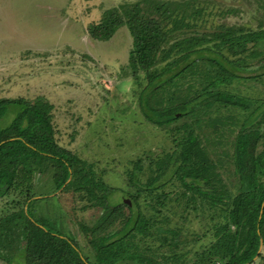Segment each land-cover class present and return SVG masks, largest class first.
<instances>
[{
    "label": "trees",
    "instance_id": "trees-1",
    "mask_svg": "<svg viewBox=\"0 0 264 264\" xmlns=\"http://www.w3.org/2000/svg\"><path fill=\"white\" fill-rule=\"evenodd\" d=\"M205 16L195 0H139L106 10L87 30L91 39L108 41L128 29V67L142 86L141 111L168 130L174 145L133 163L126 181L130 203L108 205L114 189L57 144L53 104L41 96L0 99V119L10 107L17 117L0 128V196H16L14 209L0 216L2 261L264 264V98L253 101L232 89L262 76L243 73L264 59V29L209 28ZM185 117L190 122L170 129ZM226 125L236 132L230 142ZM226 144L233 151L218 152ZM220 154L233 165L226 181ZM49 171L56 189L74 192L84 210L102 209L93 225L80 226L88 251L34 217L33 205L42 199L32 193L35 181Z\"/></svg>",
    "mask_w": 264,
    "mask_h": 264
},
{
    "label": "rangeland",
    "instance_id": "rangeland-1",
    "mask_svg": "<svg viewBox=\"0 0 264 264\" xmlns=\"http://www.w3.org/2000/svg\"><path fill=\"white\" fill-rule=\"evenodd\" d=\"M136 1L0 0V99L32 102L41 96L53 104L57 144L88 162L107 187L114 189L108 193V205L130 203L127 171L138 158L174 146L168 130L148 122L141 111L142 86L135 84L128 67L132 49L128 29L120 28L108 41L93 40L87 32L106 10ZM195 1L205 8L209 28L226 24L245 31L264 29V0ZM263 65L264 59L252 61L250 71L243 75L262 76L237 81L232 88L237 95L253 101L264 98ZM12 108L0 119V128L17 119ZM185 121L190 119L182 118L170 129ZM228 129L227 125L223 128L225 142L227 138L232 141L236 133ZM221 147L218 152L233 151L227 144ZM219 156L226 181L233 165L227 164L224 154ZM52 173L43 172L35 181L32 193L42 199L33 205L34 217H43L49 229L75 239L88 251L80 226L93 225L102 209L84 210L78 195L56 189ZM15 197L0 196V216L14 209ZM0 264L7 263L0 259Z\"/></svg>",
    "mask_w": 264,
    "mask_h": 264
},
{
    "label": "water",
    "instance_id": "water-1",
    "mask_svg": "<svg viewBox=\"0 0 264 264\" xmlns=\"http://www.w3.org/2000/svg\"><path fill=\"white\" fill-rule=\"evenodd\" d=\"M126 202H128V201H126ZM262 250V246H261V248H260V251Z\"/></svg>",
    "mask_w": 264,
    "mask_h": 264
}]
</instances>
